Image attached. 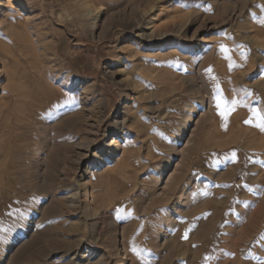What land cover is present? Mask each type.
I'll return each mask as SVG.
<instances>
[{
	"label": "rangeland",
	"instance_id": "rangeland-1",
	"mask_svg": "<svg viewBox=\"0 0 264 264\" xmlns=\"http://www.w3.org/2000/svg\"><path fill=\"white\" fill-rule=\"evenodd\" d=\"M261 21L264 0H0V264H264Z\"/></svg>",
	"mask_w": 264,
	"mask_h": 264
},
{
	"label": "snow or ice",
	"instance_id": "snow-or-ice-1",
	"mask_svg": "<svg viewBox=\"0 0 264 264\" xmlns=\"http://www.w3.org/2000/svg\"><path fill=\"white\" fill-rule=\"evenodd\" d=\"M262 24H264V21H261ZM222 51L225 52V54H227L228 49L224 46H221ZM226 58L230 61L229 63V68L231 69L232 67H234L235 65L231 63V57H227ZM211 69H208L207 72L210 74L211 73ZM212 79H215V77H212ZM217 92H219V89L217 88ZM215 102H216V108L218 110H220V115L222 117H224L225 119L227 118V115L233 111L238 105L242 104L243 101L241 100H237V99H232V100H227L225 98H223L220 95H217L215 97ZM246 106V105H245ZM253 116L256 119L257 123L256 126L258 128H260L261 131H264V117H262L260 115L259 110L257 109H253ZM251 121H246V123H250ZM233 159H235V153H233ZM0 231H3V229H0ZM185 239H187V233H185L184 236ZM262 239H264V237H262ZM205 259H209L208 257H206Z\"/></svg>",
	"mask_w": 264,
	"mask_h": 264
},
{
	"label": "bare ground",
	"instance_id": "bare-ground-1",
	"mask_svg": "<svg viewBox=\"0 0 264 264\" xmlns=\"http://www.w3.org/2000/svg\"><path fill=\"white\" fill-rule=\"evenodd\" d=\"M163 36H165V35H163ZM167 36V35H166ZM161 37V36H160ZM161 39H162V37H161ZM81 94H86V93H89V90H87V88H82V90H81V92H80ZM111 144L113 145V144H115L114 142H111ZM74 196V195H73ZM73 199H74V197H72ZM72 202V201H71ZM73 204H74V202H73ZM75 205V204H74ZM69 207V206H68ZM70 208V207H69ZM72 208V207H71ZM84 256V255H83ZM82 258V257H81Z\"/></svg>",
	"mask_w": 264,
	"mask_h": 264
}]
</instances>
